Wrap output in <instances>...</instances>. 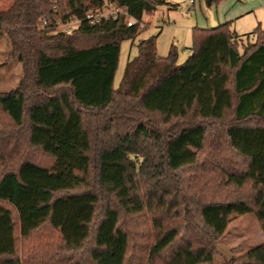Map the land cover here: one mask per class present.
I'll return each instance as SVG.
<instances>
[{"label":"trees","instance_id":"obj_1","mask_svg":"<svg viewBox=\"0 0 264 264\" xmlns=\"http://www.w3.org/2000/svg\"><path fill=\"white\" fill-rule=\"evenodd\" d=\"M106 1L136 21L175 8L64 0L58 14L49 0H14L0 12V36L23 71L0 93V264H132L127 221L143 213L157 231L149 264H214L232 215L254 214L264 235V26L246 35L228 22L193 28L180 65L172 46L158 55L157 36L140 40L115 88L120 46L139 30L121 19L83 21ZM39 17L81 23L47 36L51 28H35ZM189 167L216 174L204 183L219 200L197 191L174 202Z\"/></svg>","mask_w":264,"mask_h":264},{"label":"rangeland","instance_id":"obj_2","mask_svg":"<svg viewBox=\"0 0 264 264\" xmlns=\"http://www.w3.org/2000/svg\"><path fill=\"white\" fill-rule=\"evenodd\" d=\"M164 1L175 5V8L161 6L153 14L144 15L141 19L143 27L139 26L137 37L133 41L122 42L118 70L113 80L115 88L119 86L126 62L137 57V45L140 40L158 36L156 41L158 55L167 56L172 46L177 53L176 63L180 65L190 55L193 28H213L220 23L228 22L237 34L246 35L256 26H264V0H218L211 5L204 0H195L194 5L188 0ZM49 3L58 14L66 7L64 0H49ZM106 3L108 2L104 4ZM13 4L14 0H0V12H8ZM67 20L70 19L63 20L59 17L50 26V23L45 22L44 17H39L35 21V28L37 31L51 28V31H46L47 36L59 32L69 34L75 28L67 30V25L63 23ZM11 52L12 46L7 36H0V93H7L16 88L23 75L22 64L17 58H11ZM207 174L194 172L192 167L179 172L182 194L181 200L176 198L174 202H183L182 200L189 202L190 193L197 191H200L197 195L202 201L219 200V192L213 189V184L206 186L204 183ZM189 182L196 183L192 185V189L189 188ZM194 187L196 189H193ZM222 191L225 192L223 196L226 199L233 198L234 194L229 189L222 188ZM177 216L174 215L170 223H177L180 220ZM228 223L226 231L216 244L214 264H223L225 260L239 256L253 258L264 264V235L254 214L232 215ZM127 224L131 230L128 261L132 264H149L150 247L157 234L151 224V215L143 213L129 219Z\"/></svg>","mask_w":264,"mask_h":264},{"label":"built area","instance_id":"obj_3","mask_svg":"<svg viewBox=\"0 0 264 264\" xmlns=\"http://www.w3.org/2000/svg\"><path fill=\"white\" fill-rule=\"evenodd\" d=\"M191 5L195 4V0H188ZM108 19L115 20L121 19L123 24L127 27H132L137 25L138 28L143 27L141 21L133 20L127 12L126 7L118 6L115 4L106 3L98 8H90V10L85 14L83 21L87 22L89 25L99 24L102 21H106ZM67 26V30H71L76 28L81 22L77 18H72L70 20L64 21ZM74 24L76 26L74 27ZM72 26V27H71Z\"/></svg>","mask_w":264,"mask_h":264},{"label":"crops","instance_id":"obj_4","mask_svg":"<svg viewBox=\"0 0 264 264\" xmlns=\"http://www.w3.org/2000/svg\"><path fill=\"white\" fill-rule=\"evenodd\" d=\"M221 24V23H220ZM230 28L232 29V27H231V24H230ZM235 31V30H234ZM158 37V36H157ZM156 41H157V39H156ZM161 57V56H160Z\"/></svg>","mask_w":264,"mask_h":264}]
</instances>
